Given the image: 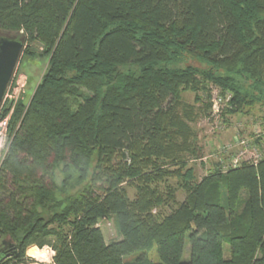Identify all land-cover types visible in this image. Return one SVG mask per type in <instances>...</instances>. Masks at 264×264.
<instances>
[{"label":"trees","instance_id":"16d2710c","mask_svg":"<svg viewBox=\"0 0 264 264\" xmlns=\"http://www.w3.org/2000/svg\"><path fill=\"white\" fill-rule=\"evenodd\" d=\"M12 21L51 54L29 104L15 107L0 163V264L33 244L49 245L55 264H264V149L198 180L184 154L201 156L188 139L194 109L177 110L180 91L207 96L205 82L226 113L264 107V0H0V31ZM120 151L129 164L102 177L103 156ZM167 172L183 201L172 185L148 191ZM134 177L130 199L120 183ZM161 202L174 206L154 214ZM101 218L118 239L105 241Z\"/></svg>","mask_w":264,"mask_h":264},{"label":"rangeland","instance_id":"374dc122","mask_svg":"<svg viewBox=\"0 0 264 264\" xmlns=\"http://www.w3.org/2000/svg\"><path fill=\"white\" fill-rule=\"evenodd\" d=\"M13 23L14 24L8 26L10 28H3V31H0V36H15L23 40V47L0 103V122L4 119L6 120L5 127L0 125V163L8 148L9 142L12 139V133L9 132V129L12 119L16 120L17 118L14 115L15 107L19 101H21L25 107L29 104L37 85L46 71L51 54L50 51L48 53L46 52L47 48L45 42L42 40V34L33 33L32 35L23 36L21 35V33H24L23 27L18 26L15 22ZM59 37L60 32L54 37V43ZM192 63L201 66L197 61L193 60ZM205 83L207 96L201 95V89H198L197 91L183 89L180 91V104L177 107V110L186 109L187 106L184 104L188 103L194 109V119L191 121L186 120L190 128L188 139H197L196 144L200 147V153H198L201 156L193 157L192 154H184L186 157V166H191L193 168L194 176L198 180L208 172L211 165L215 162L220 163L221 170L223 171L230 166H237L243 161H252L256 163L261 158L264 149V107L259 108L258 105H255L251 108L246 107L245 111L246 109H248V111L244 113H226L224 110L226 98L224 99L220 95V89L210 82ZM198 86L200 87L199 84ZM195 95H198V97L201 95L202 98L200 97L198 100H195ZM213 100L217 101L220 109L217 114L212 112ZM202 109L204 112L201 111ZM17 127L18 122L16 121L14 128ZM255 138H258V141H254ZM162 147H165V145ZM136 152L134 151V155H136ZM121 153V151L120 154L114 152L110 158H107V155L103 156L99 164L101 165L99 168L102 169L99 174L102 175L104 172L102 177L111 176L113 169L117 168V166L125 163L129 164L130 154L127 152L123 157ZM145 155L141 152L140 158H138L142 162V172L150 171L151 167L150 164L146 163ZM153 156L154 155H152L151 158ZM96 158L97 157L94 156L92 160L94 168H97L94 166ZM165 164L168 165V163ZM171 169V167L168 168L169 171ZM182 171H184V168L181 172ZM152 177L153 176H150L149 178ZM124 179L125 180L120 183V186L126 190V194L130 199L136 198L138 190L137 186H139L138 177ZM177 182L178 176L176 173L167 172L161 180L151 179L147 182V189L148 191L151 189L154 196L158 192L161 193L162 191H166L167 188L165 185H172L175 188V200L181 202L184 200L186 192L179 186V183L177 184ZM159 205V207H154L152 209L154 214L161 212V215H165L170 212V208L174 206H167L162 204V202ZM97 225L101 229L106 242L120 237L117 225L113 218H101L98 220ZM31 246L32 245L25 248L24 255L17 264H41V262L37 261L33 256L26 254ZM188 248L189 244H187L185 248L186 254H184V257L186 258L188 257ZM224 248L225 251L227 250L226 254H228L227 244H225ZM136 255L137 253H133L125 256L124 259L132 260ZM148 258L152 261H158L155 245L148 253ZM52 259L54 260V257H52ZM7 264H14V261L11 259Z\"/></svg>","mask_w":264,"mask_h":264},{"label":"water","instance_id":"95a60500","mask_svg":"<svg viewBox=\"0 0 264 264\" xmlns=\"http://www.w3.org/2000/svg\"><path fill=\"white\" fill-rule=\"evenodd\" d=\"M23 47V40L15 36H0V103Z\"/></svg>","mask_w":264,"mask_h":264},{"label":"clouds","instance_id":"9594fccd","mask_svg":"<svg viewBox=\"0 0 264 264\" xmlns=\"http://www.w3.org/2000/svg\"><path fill=\"white\" fill-rule=\"evenodd\" d=\"M26 254L33 256L41 264H55V261L52 259L55 256V252L47 244H44L42 247L33 244Z\"/></svg>","mask_w":264,"mask_h":264},{"label":"built area","instance_id":"2783aa9c","mask_svg":"<svg viewBox=\"0 0 264 264\" xmlns=\"http://www.w3.org/2000/svg\"><path fill=\"white\" fill-rule=\"evenodd\" d=\"M219 111H220V109H219V107H218V103H217V101H214L213 100V104H212V112L213 113H219ZM0 125L2 126V127H5V125H6V120L4 119L3 121H1L0 122Z\"/></svg>","mask_w":264,"mask_h":264}]
</instances>
